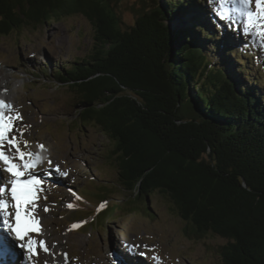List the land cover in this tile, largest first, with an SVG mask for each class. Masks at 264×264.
Returning <instances> with one entry per match:
<instances>
[{
  "label": "trees",
  "instance_id": "1",
  "mask_svg": "<svg viewBox=\"0 0 264 264\" xmlns=\"http://www.w3.org/2000/svg\"><path fill=\"white\" fill-rule=\"evenodd\" d=\"M118 1L0 0V36L88 18L90 53L47 74L73 93L76 122L111 141L122 189L166 198L186 235L226 240L222 264H264V82L193 0H144L129 26Z\"/></svg>",
  "mask_w": 264,
  "mask_h": 264
},
{
  "label": "rangeland",
  "instance_id": "2",
  "mask_svg": "<svg viewBox=\"0 0 264 264\" xmlns=\"http://www.w3.org/2000/svg\"><path fill=\"white\" fill-rule=\"evenodd\" d=\"M193 2L202 18L220 24L218 34L232 39L236 52L243 47L251 77L264 82V47L243 34L242 17L236 14L231 21L220 20L213 11L217 5L210 0ZM123 18L127 24L132 22L127 13ZM188 21L187 15L175 18L172 27ZM94 29L93 23L78 13L0 36V101L12 105L13 115L18 113L23 118L16 122L11 135L18 137L22 150L40 156L37 166L28 170L41 181L34 207L41 211L35 215L39 227L59 242H67L59 247L61 253L70 255L65 264L97 262L96 253L103 254L101 264H222L219 250L226 240L211 233L195 237L189 227L186 235L185 223L160 194L148 200L130 198L110 160L111 141L96 126L76 122L74 112L78 107L73 93L53 83L47 74L54 66H68L86 57L92 48ZM25 140L27 148L23 147ZM6 154L13 153L6 149ZM4 167L0 162V169ZM2 176L3 186L9 189L13 177L7 171ZM5 195L9 211L14 212L9 192ZM107 208L111 211L102 214ZM95 211L97 215H93ZM0 233L19 257L23 253L33 255L18 247L3 225ZM35 233L29 235L37 241ZM76 241H80L77 247ZM137 251L140 255L136 256ZM15 254L10 256L15 259Z\"/></svg>",
  "mask_w": 264,
  "mask_h": 264
},
{
  "label": "snow or ice",
  "instance_id": "3",
  "mask_svg": "<svg viewBox=\"0 0 264 264\" xmlns=\"http://www.w3.org/2000/svg\"><path fill=\"white\" fill-rule=\"evenodd\" d=\"M210 2L217 5L213 11L220 20L231 21L236 14L242 17L243 34L251 37L254 42L258 41L260 46L264 47V0H254L255 8L252 7L253 0H210ZM22 119L18 113L13 115L12 105L0 101V162L5 166L0 169V224L15 234V239L21 242L18 247L38 255L36 245L45 252L49 249L46 242L36 241L29 236L30 232H40L39 222L32 215V210L36 206L37 193L41 190L38 187L41 181L28 170L37 166L40 156L38 153L22 150L18 137L11 135L15 130L16 122ZM23 147H28V141H24ZM40 147L44 146L40 145ZM6 149L13 154H6ZM20 161L23 163L21 164ZM3 171H7L13 177L9 181L10 189L2 184ZM55 171L58 172L59 168L57 167ZM9 191L14 212L9 211V201L3 198ZM68 207L71 208L73 205L69 204ZM44 210L48 211L47 208ZM10 218L15 221L14 224Z\"/></svg>",
  "mask_w": 264,
  "mask_h": 264
},
{
  "label": "bare ground",
  "instance_id": "4",
  "mask_svg": "<svg viewBox=\"0 0 264 264\" xmlns=\"http://www.w3.org/2000/svg\"><path fill=\"white\" fill-rule=\"evenodd\" d=\"M1 86H2V84L0 83V88H2ZM53 178L54 177L52 176V180L57 181L56 178H54V179ZM51 208H50V210H51ZM40 213H41V211H40L39 208H37V209L34 208L32 210V215L34 217H35L36 214H40ZM50 214H52V213H50ZM12 223H13V221H12ZM53 223H54V221H53ZM1 225L2 224H0V227H1ZM35 236L37 237V241H44V242H46V245H47L49 251L45 252L39 245H36V251H37L38 255H32V256L30 255L29 256L28 254L23 253V255H20V257H19V254H17V251H15V250L13 251V250H11L9 248L10 246L7 243L8 240L6 241L5 237L0 236V240H1L0 241V257H2V259L0 258V262L2 260L4 264H7V263L8 264H11L9 262H13V261L16 260L17 261V264H18L19 263V259H20V263L19 264H23L25 261H26V264H65L66 257L68 258L70 255H69V253L67 251L65 253L64 252L61 253L59 247H61L63 245H66L67 242H64V243L59 242L57 237H55L53 234H51L50 232H48L47 230H45V228H43L41 226H40V232L39 233L36 232L35 233ZM124 243H122L121 246H123ZM79 244H80V241H76L75 246L77 247ZM127 249L128 248L125 247V250H127ZM23 252H25V251H23ZM130 253L131 252H129V254ZM11 254L13 256L15 254V259L10 256ZM100 254H102V253L100 252ZM95 255H96L97 262L94 261L92 263V261H91L90 263L88 262L86 264H101L102 260L104 259L103 258V254L102 255H99V253H96ZM137 255H140V253H138V251H137L136 256ZM21 256L24 257L23 258V261L24 262L21 260Z\"/></svg>",
  "mask_w": 264,
  "mask_h": 264
},
{
  "label": "water",
  "instance_id": "5",
  "mask_svg": "<svg viewBox=\"0 0 264 264\" xmlns=\"http://www.w3.org/2000/svg\"><path fill=\"white\" fill-rule=\"evenodd\" d=\"M143 1L144 0H121V2H122L121 6L123 7V9L120 13H117V14H118V16L121 17L124 24H126L128 26L133 24L134 20L136 19L135 11L139 10L140 12H144L143 10L145 9V6H144L145 4L143 3ZM125 13L129 14L131 19H132V22L130 24H127L124 21L123 14H125ZM177 123H180V121H178Z\"/></svg>",
  "mask_w": 264,
  "mask_h": 264
}]
</instances>
